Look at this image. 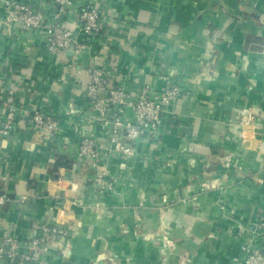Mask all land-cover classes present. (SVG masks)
<instances>
[{"label":"crops","instance_id":"1","mask_svg":"<svg viewBox=\"0 0 264 264\" xmlns=\"http://www.w3.org/2000/svg\"><path fill=\"white\" fill-rule=\"evenodd\" d=\"M79 1L98 7L103 25L98 38L82 34L80 54L0 25V118L20 112L0 136V189L29 195L0 205V234L32 237L35 219L66 224L71 237L41 264H233L242 244L264 245L254 234L264 219V0ZM102 64L134 96L167 81L185 91L133 154L107 152L109 126L85 106L82 70ZM36 108L59 119L58 136L31 124ZM80 129L98 140L113 189L93 185L77 158ZM229 152L242 170L225 166Z\"/></svg>","mask_w":264,"mask_h":264},{"label":"built area","instance_id":"2","mask_svg":"<svg viewBox=\"0 0 264 264\" xmlns=\"http://www.w3.org/2000/svg\"><path fill=\"white\" fill-rule=\"evenodd\" d=\"M42 2L0 0L5 13L0 25L11 27L16 24L24 29L40 31L50 51H66L73 44L75 54L83 53L89 47L82 34L92 38H98L102 34L101 14L94 4H82L79 0ZM49 3L53 8L51 12L46 9ZM82 72L87 78L85 106L96 112L101 124L109 126L111 146L107 152L133 154L138 143H144L157 133L167 108L185 93L179 84L167 81L161 89L148 84L134 96L126 86L124 74L110 64L89 65L84 67ZM3 102L0 95V106ZM109 109L113 111L111 116L107 115ZM19 113L17 108L12 106L3 114L0 118L1 137L14 129ZM128 113H132L135 118L128 117ZM28 118L35 128L49 132L53 138L58 136L60 121L54 113L36 108L29 112ZM79 131L76 156L80 160H88L91 165L92 184L100 185L103 189H113L114 177L99 161L101 150L98 140L83 129ZM224 164L228 168L242 170V167L235 163L231 152L225 154ZM6 181V176H0V182L5 184ZM28 198V194L13 193L6 187L0 189V205L21 204ZM66 209L64 206L61 209L62 213ZM255 226L256 236L264 234V231H260L264 230V219H259ZM31 228L34 235L29 238L18 237L9 232L0 234V261L5 264H41L52 250L49 236H64V242L71 237L66 224L54 223L45 218L33 220ZM253 239L257 241L256 237ZM232 262L264 264V245L252 241L242 244L240 253L232 257Z\"/></svg>","mask_w":264,"mask_h":264},{"label":"water","instance_id":"3","mask_svg":"<svg viewBox=\"0 0 264 264\" xmlns=\"http://www.w3.org/2000/svg\"><path fill=\"white\" fill-rule=\"evenodd\" d=\"M66 52H67V54H69V55H72V54H74V52H75V49H74V45L73 44H71L68 48H67V50H66ZM48 239H49V241L51 242V243H55V244H64V240H65V237L64 236H58V237H55V236H49L48 237ZM57 240V241H56Z\"/></svg>","mask_w":264,"mask_h":264},{"label":"rangeland","instance_id":"4","mask_svg":"<svg viewBox=\"0 0 264 264\" xmlns=\"http://www.w3.org/2000/svg\"><path fill=\"white\" fill-rule=\"evenodd\" d=\"M180 199H177V198H173L172 200H171V203H176V202H178ZM51 253V252H50ZM50 253H48V254H50ZM47 254V255H48Z\"/></svg>","mask_w":264,"mask_h":264}]
</instances>
